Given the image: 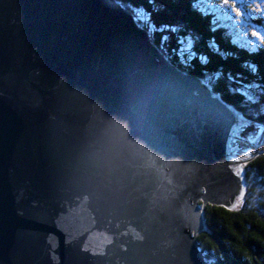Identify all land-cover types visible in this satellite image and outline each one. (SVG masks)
<instances>
[{"label": "water", "instance_id": "obj_1", "mask_svg": "<svg viewBox=\"0 0 264 264\" xmlns=\"http://www.w3.org/2000/svg\"><path fill=\"white\" fill-rule=\"evenodd\" d=\"M152 39L117 0H0V264H212L253 122Z\"/></svg>", "mask_w": 264, "mask_h": 264}, {"label": "trees", "instance_id": "obj_2", "mask_svg": "<svg viewBox=\"0 0 264 264\" xmlns=\"http://www.w3.org/2000/svg\"><path fill=\"white\" fill-rule=\"evenodd\" d=\"M120 1L152 31L173 64L202 77L264 129V45L255 51L235 43L201 0ZM250 155L254 158L245 165L247 190L241 205L233 210L205 207L208 231L198 241L212 264H264V132Z\"/></svg>", "mask_w": 264, "mask_h": 264}, {"label": "rangeland", "instance_id": "obj_3", "mask_svg": "<svg viewBox=\"0 0 264 264\" xmlns=\"http://www.w3.org/2000/svg\"><path fill=\"white\" fill-rule=\"evenodd\" d=\"M118 1L122 3L120 0ZM201 1L204 3L205 8L209 9L224 23L222 26L225 28V33H231L235 43L238 42L242 46L255 51L264 45V0ZM140 16L142 17L141 12ZM188 40L192 42L190 36H188ZM246 125L245 130L241 128L242 126H239L240 129L236 131V135L241 139H235L231 146L233 150H237V155L244 157L251 156L250 148L252 144L258 143L264 132V129L254 122Z\"/></svg>", "mask_w": 264, "mask_h": 264}, {"label": "bare ground", "instance_id": "obj_4", "mask_svg": "<svg viewBox=\"0 0 264 264\" xmlns=\"http://www.w3.org/2000/svg\"><path fill=\"white\" fill-rule=\"evenodd\" d=\"M118 1V0H117ZM191 1V0H190ZM122 4V3H121ZM126 8H128V7H126ZM128 9H130V8H128ZM131 10V9H130ZM132 11V10H131ZM133 12V11H132ZM134 13V12H133ZM135 14V13H134ZM166 14V13H165ZM136 15V14H135ZM138 20V19H137ZM153 40V39H152ZM154 41V40H153ZM155 42V41H154ZM169 61H170V59H169ZM171 62V61H170ZM172 63V62H171ZM173 64V63H172ZM175 65V64H174ZM176 66V65H175ZM176 67H178V66H176ZM179 68V67H178ZM192 75H195V74H192ZM195 76H197V75H195ZM197 77H199V78H201L202 80H203V78L202 77H200V76H197ZM204 81V80H203ZM263 108H264V106H263ZM253 122V121H252ZM240 126H242L241 128H244V130H245V126H247L246 125V123H244V124H241ZM238 129H240V128H237L236 130H235V133H237L236 131H238ZM243 130V131H244ZM243 131H240V132H243ZM232 146V143H231V145H230V147ZM233 149V148H232ZM231 150V149H230ZM239 156V155H238ZM243 168H244V170H246L245 169V166H244V164H243ZM246 172V171H245Z\"/></svg>", "mask_w": 264, "mask_h": 264}]
</instances>
